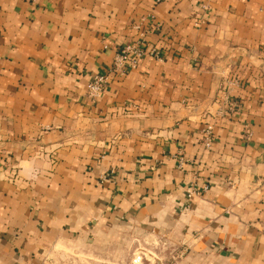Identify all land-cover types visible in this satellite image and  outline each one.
Returning <instances> with one entry per match:
<instances>
[{
	"label": "crops",
	"instance_id": "obj_1",
	"mask_svg": "<svg viewBox=\"0 0 264 264\" xmlns=\"http://www.w3.org/2000/svg\"><path fill=\"white\" fill-rule=\"evenodd\" d=\"M262 225L264 0H0V264H264Z\"/></svg>",
	"mask_w": 264,
	"mask_h": 264
},
{
	"label": "built area",
	"instance_id": "obj_2",
	"mask_svg": "<svg viewBox=\"0 0 264 264\" xmlns=\"http://www.w3.org/2000/svg\"><path fill=\"white\" fill-rule=\"evenodd\" d=\"M142 40L134 43L126 44L118 49L115 53L112 67L103 73H97L93 76L88 84V92L90 96L96 98L100 97L105 90L106 85L112 80L114 76H123L128 70L135 69L141 60L147 53L143 47V40L145 38V32L141 34ZM151 55H155L154 50L149 52ZM204 142L206 147H210L214 141V130L212 125H207L203 130ZM250 132H248V136ZM209 189L208 184H203L200 188H192L188 191L189 195L198 190L206 191ZM264 231V225L261 226ZM142 255H138L134 260L133 264H145Z\"/></svg>",
	"mask_w": 264,
	"mask_h": 264
},
{
	"label": "rangeland",
	"instance_id": "obj_3",
	"mask_svg": "<svg viewBox=\"0 0 264 264\" xmlns=\"http://www.w3.org/2000/svg\"><path fill=\"white\" fill-rule=\"evenodd\" d=\"M150 241L143 242V244L140 246H137L136 249L133 250L132 255L130 257V263L133 264V260L138 256L142 255L143 260L145 259V264H161L165 263L163 261H166L168 250L166 249L165 245L161 249H157L153 246L152 243H154L155 239H149ZM66 256L72 257L74 254L70 252V250H64L63 251ZM172 256L176 257L178 256L177 252H170ZM170 256V254H169ZM86 257V256H84ZM100 264V263H98Z\"/></svg>",
	"mask_w": 264,
	"mask_h": 264
}]
</instances>
